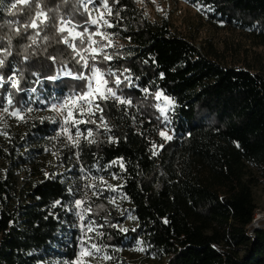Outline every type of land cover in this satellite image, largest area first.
Segmentation results:
<instances>
[{
    "label": "trees",
    "instance_id": "obj_1",
    "mask_svg": "<svg viewBox=\"0 0 264 264\" xmlns=\"http://www.w3.org/2000/svg\"><path fill=\"white\" fill-rule=\"evenodd\" d=\"M187 1L205 6L211 26L247 33L253 47L212 37L198 45L168 17L149 18L138 0H108L116 43L104 52L113 59L89 64L131 104L109 99L94 124L62 129L53 106L87 91L67 73H91L52 25L72 19L78 30L95 31L85 22L99 14L87 0H36L32 12L15 14L14 0H0V109L23 116L0 127V264H80L91 244L107 248L108 264H264V226L251 231L264 184V0ZM37 6L48 24L16 33ZM157 94L172 102L167 121ZM101 116L110 128L100 127ZM164 124L171 140L159 135ZM89 130L95 143L85 138ZM119 198L137 221L128 232L118 225L126 219ZM135 244L147 257L123 256Z\"/></svg>",
    "mask_w": 264,
    "mask_h": 264
},
{
    "label": "snow or ice",
    "instance_id": "obj_2",
    "mask_svg": "<svg viewBox=\"0 0 264 264\" xmlns=\"http://www.w3.org/2000/svg\"><path fill=\"white\" fill-rule=\"evenodd\" d=\"M95 2V0H93ZM115 3H119V0H114ZM36 0H14V2H11L10 4V11L11 13L15 14L17 12H22L24 10H28L29 12H32L33 10V5H35ZM100 5L104 9V11H101L99 13L98 18L91 19L86 21L85 23L91 24L95 26L96 30L95 31H88L86 28L81 31L78 30L82 27V25L76 24L73 22L72 19H61L59 24L56 25L53 23V27L55 30L62 36V43L64 45L69 46L72 48L74 52L77 53V55L80 56L82 63V68L89 71L91 73L90 76L84 75V74H77V75H72L71 73H67V75L71 76L73 79L76 80H82L85 81L87 91L77 94L75 96L69 97L63 104V107H55L54 110H57L61 113H63L64 108H68L67 115L64 118L65 124L69 123L71 121L73 124H77L80 122L83 123H95L94 120H91L92 116H95L97 112L102 113L103 108L101 107L102 102H106L109 99H112L116 102H119L120 104H131L130 100H125L122 99L120 96L117 95V93L110 87H108V80L104 78L105 74L101 71L99 67H95L93 65L89 64V60L92 61H97L98 57H102L106 61H111L113 57L106 52H104V48L112 46V41L108 37L106 33L103 31H100V29L104 27H113V25L105 18L106 15L110 16L112 15V9L109 6L108 0H100ZM205 6H198V10H202ZM49 21V16L48 14L43 10L42 7L37 6V9L34 12V15L32 18L28 20L27 23L21 25L20 27H15L14 31L16 33L21 32V27L25 30V32L30 28L33 30H39L42 25H47ZM39 35V31L36 32V36ZM99 35L102 40H107V44L103 45V47H99V42L95 39V37ZM47 39V37H45ZM79 41L81 45H83V52L89 53L88 56H84L80 51L77 50V45L76 41ZM36 40L33 37V43H35ZM3 52L5 55H10V51L8 48H4ZM25 59H27L25 57ZM49 59L55 61V57H49ZM5 64V61L3 59H0V68H2ZM112 75H115L112 73ZM49 79H56V77H49ZM4 77L0 75V81H3ZM9 81L11 82V86L13 88H17L19 90V81L15 79L14 77L10 76ZM120 78L116 77L115 79V84H120ZM94 84L103 85V90H101L100 87L94 88ZM2 86V85H0ZM35 91V89H33ZM157 100L162 99L161 94L156 95ZM163 100L167 101L168 104H171L172 102L167 100V97H163ZM8 104H12V99L11 97L8 98ZM83 102V103H81ZM73 108H75V111L77 114L80 116L87 115L89 117L88 120L84 121H77L75 119L74 113H73ZM95 109V111L93 110ZM162 114H164V120L167 121V113L165 111V107H159L158 109ZM31 111V109H29ZM4 112L7 113L8 109L5 108ZM11 115L18 117L19 119H23V116L20 115L19 111H13ZM101 119V125L100 127L107 129V122L103 120V117H100ZM6 135V133H4ZM83 135L77 129L76 136L79 137ZM161 137H163L166 140H171L172 137L168 135L166 132L161 131L159 133ZM94 136V133L89 130L87 131L86 139L89 140L90 143H95L94 139H91ZM69 139L72 140L71 134H69ZM78 145L79 141L75 140L73 141ZM162 147V145H161ZM82 203L80 201L77 202V204ZM88 231H93L92 228H89ZM122 232H128L129 230L124 228L121 229ZM132 231H135L133 229ZM94 250V251H93ZM139 251H143V249H138ZM102 249L99 248L96 244H91V248H84V250L81 252V257L88 256L92 257L94 253H99L101 252ZM104 259L108 260L111 259L110 256H105Z\"/></svg>",
    "mask_w": 264,
    "mask_h": 264
},
{
    "label": "rangeland",
    "instance_id": "obj_3",
    "mask_svg": "<svg viewBox=\"0 0 264 264\" xmlns=\"http://www.w3.org/2000/svg\"><path fill=\"white\" fill-rule=\"evenodd\" d=\"M96 2L97 0H95V2H93V0H87V6L93 5L95 10L99 14L100 6ZM138 3L139 6L144 10V12L148 15L149 18L153 20L156 19L158 20V19H162L163 17H168L173 22L174 26L177 29H179L180 31L186 33L191 37H197L196 41L198 45L201 44L202 39H204L205 37H212L215 41L220 43L226 40H230L232 42L235 41L236 43H241L243 46L246 47L248 46L253 47V42L252 40H250L249 35L247 33L211 26L205 20L203 12L201 10H198V7L196 5L192 4L187 0H138ZM100 31H103L108 35V37L112 41V44L116 43L114 41V38L112 37L111 31L108 30L107 27L100 29ZM95 39L97 40V38ZM98 46L100 47V44ZM254 49H255L254 51H262L260 47H255ZM96 87H100L101 90H103L102 84L100 85L94 84V88ZM163 97L165 96L162 95L161 107H165V111L168 114L170 104H168L167 101L163 100ZM167 100H169V98H167ZM55 107H63V105L61 104L55 105ZM52 109L61 118L62 122L64 123V127L62 129L66 128V126L72 123L71 121H69V123L67 124H65L64 122V118L67 115V111L65 110V108L63 110V113L54 110V107ZM93 110L95 111V109ZM13 117L14 116L11 115L10 112L5 113L4 109H0V127L6 123L12 124L14 120ZM107 127L110 128V125L107 124ZM161 131H164L168 135L172 136V130L170 124H164L163 127L160 129V132ZM26 178H27V173L25 170H21L20 172H18V179L21 185L25 183ZM89 183L90 186L92 187L93 180L90 179ZM91 193L92 192L89 191L87 196H90ZM256 196L259 204V209L257 210L255 215V218L257 220L255 221V224H259V226L263 227L264 226V184L256 189ZM116 199L118 198L116 197ZM118 201H119L118 208L120 212L126 214L125 221L123 223H119L118 224L119 227L122 229L133 228L137 224L134 213L132 212V210H130L128 207H125L121 203L120 198ZM82 207H83L82 204L79 203V209H81L82 212H85ZM96 245L99 248H101L102 251L99 253H94L92 257H88V256L81 257V252L84 250V248L90 249L91 246H83L81 248L79 253L80 264H108L109 259L108 260L104 259L105 256H108L107 248L102 246L101 244H96ZM141 248L142 246L140 244L127 246L123 250L122 254L128 260H141L142 258L147 257V254L144 252V250L143 251L138 250Z\"/></svg>",
    "mask_w": 264,
    "mask_h": 264
},
{
    "label": "built area",
    "instance_id": "obj_4",
    "mask_svg": "<svg viewBox=\"0 0 264 264\" xmlns=\"http://www.w3.org/2000/svg\"><path fill=\"white\" fill-rule=\"evenodd\" d=\"M67 20V19H66ZM54 107V106H53ZM154 138V137H153ZM255 221H257L256 220V218H254V220H253V222H252V224H251V231H253L254 229H257V228H261V226H259V224H255Z\"/></svg>",
    "mask_w": 264,
    "mask_h": 264
}]
</instances>
